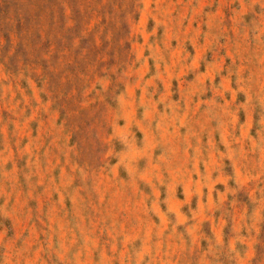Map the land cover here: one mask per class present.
<instances>
[{
	"label": "rangeland",
	"instance_id": "obj_1",
	"mask_svg": "<svg viewBox=\"0 0 264 264\" xmlns=\"http://www.w3.org/2000/svg\"><path fill=\"white\" fill-rule=\"evenodd\" d=\"M0 264H264V0H0Z\"/></svg>",
	"mask_w": 264,
	"mask_h": 264
}]
</instances>
